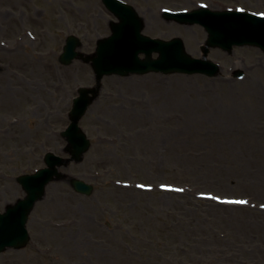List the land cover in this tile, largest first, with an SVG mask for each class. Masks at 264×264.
I'll return each instance as SVG.
<instances>
[{
	"label": "rangeland",
	"instance_id": "obj_1",
	"mask_svg": "<svg viewBox=\"0 0 264 264\" xmlns=\"http://www.w3.org/2000/svg\"><path fill=\"white\" fill-rule=\"evenodd\" d=\"M127 1L144 33L180 36L202 56L206 30L160 14L189 0ZM111 20L102 0H0V211L25 194L17 175L43 167L47 151L67 156L60 132L95 75L59 56L72 33L93 53ZM209 57L222 66L215 77L105 76L80 122L90 150L61 168L30 215V242L0 264H264V51ZM73 177L93 193L75 191Z\"/></svg>",
	"mask_w": 264,
	"mask_h": 264
},
{
	"label": "water",
	"instance_id": "obj_2",
	"mask_svg": "<svg viewBox=\"0 0 264 264\" xmlns=\"http://www.w3.org/2000/svg\"><path fill=\"white\" fill-rule=\"evenodd\" d=\"M104 2L116 13L120 21L111 23L112 34L99 39L96 52L92 56L85 57L86 61L92 62L97 83L95 87L80 89L81 95L75 99L74 107L70 112L71 123L62 132L68 141L65 150L72 156L65 159L48 153L45 158L46 167L36 173L17 178L26 196L18 199L14 204H9L5 212H0V252L7 247L20 248L27 244L29 234L26 222L35 203L44 197L47 184L54 179L63 178L64 175L58 168L72 160L81 161L84 153L89 149L90 141L79 127V121L98 96L104 75L162 71L190 74L198 72L213 76L219 70L216 64L206 59L210 47L221 46L230 49L234 44H252L264 50V18L224 13L222 22H211L208 20L209 11L203 10L180 14L181 17L176 16V19L182 23L200 22L209 33L206 45L203 46L204 57L194 58L186 52L184 43L179 37L162 40L151 39L142 34L141 30L144 27L142 18L132 6L115 0H104ZM167 18L174 17L167 15ZM78 45L80 41L77 38L69 37L60 60L71 63L73 58L80 55L76 51ZM154 51L159 53L157 58L152 57ZM141 52H145L144 58L139 56ZM71 184L82 193L90 194L93 190V186L83 180L72 179Z\"/></svg>",
	"mask_w": 264,
	"mask_h": 264
},
{
	"label": "flooded vegetation",
	"instance_id": "obj_3",
	"mask_svg": "<svg viewBox=\"0 0 264 264\" xmlns=\"http://www.w3.org/2000/svg\"><path fill=\"white\" fill-rule=\"evenodd\" d=\"M210 1H214V2H217V3H221V4L222 3L223 4L230 3V1H228V0H210ZM243 2L246 3L247 1L246 0L245 1L238 0V2H233V3H230V4H235V5H238V4L242 5V4H244V5H247V4L243 3ZM258 2H260V0H256V2L254 4H250V5H258L259 4Z\"/></svg>",
	"mask_w": 264,
	"mask_h": 264
},
{
	"label": "bare ground",
	"instance_id": "obj_4",
	"mask_svg": "<svg viewBox=\"0 0 264 264\" xmlns=\"http://www.w3.org/2000/svg\"><path fill=\"white\" fill-rule=\"evenodd\" d=\"M184 102V100H182Z\"/></svg>",
	"mask_w": 264,
	"mask_h": 264
}]
</instances>
